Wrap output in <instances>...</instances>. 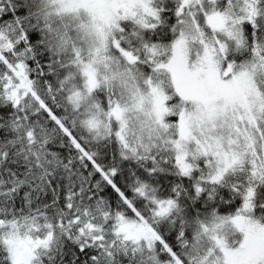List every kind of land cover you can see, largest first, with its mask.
Masks as SVG:
<instances>
[{"label":"snow or ice","instance_id":"6c2138e0","mask_svg":"<svg viewBox=\"0 0 264 264\" xmlns=\"http://www.w3.org/2000/svg\"><path fill=\"white\" fill-rule=\"evenodd\" d=\"M0 264H264V0H0Z\"/></svg>","mask_w":264,"mask_h":264}]
</instances>
